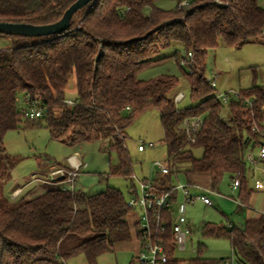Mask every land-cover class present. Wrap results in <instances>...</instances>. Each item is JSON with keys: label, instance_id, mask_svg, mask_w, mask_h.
<instances>
[{"label": "trees", "instance_id": "16d2710c", "mask_svg": "<svg viewBox=\"0 0 264 264\" xmlns=\"http://www.w3.org/2000/svg\"><path fill=\"white\" fill-rule=\"evenodd\" d=\"M75 1L0 0V22L52 24ZM159 1L96 0L78 10L61 34L37 38L0 34L11 39L0 49V264H65L79 255L88 264H98L100 256L133 238L128 197L113 187L88 194L77 187L78 175L71 190L49 180L44 182L47 190L33 198L5 195L4 179L16 167L6 151L5 137L21 129L23 118L30 127L45 123L54 140L69 146L99 142L103 153L117 156V162L110 163L109 177L132 179L127 129L142 114L157 110L169 167V173L152 181L157 191L171 190L172 176L180 171L186 176L209 175L214 191L225 178H239L243 205L238 207L248 206L254 191L248 187L251 166L244 157L248 149L264 142V84L241 90L224 103L216 97L214 78L206 76V69L208 52L220 43L236 49L264 46V7L260 0H187L167 11L157 5ZM175 44L183 52L161 56ZM167 58L190 67L192 105L188 107H179L177 95L170 96L178 85L175 76L138 77ZM72 74L77 98L69 106L66 90ZM21 94L40 100L39 119L25 117L19 108ZM194 117H201L203 126L191 141L184 122ZM195 149H202L200 157ZM45 161L40 162L37 175L72 170L69 164ZM178 165L184 166L178 169ZM136 188L133 182L128 194H136ZM179 195L174 191L171 202H178ZM161 215L166 232L159 236L173 264H222L230 258L205 259L201 248L194 259L177 258L172 212ZM135 232L140 242L137 224ZM201 232L229 239L235 264H264V213L246 219L242 227L204 223Z\"/></svg>", "mask_w": 264, "mask_h": 264}, {"label": "rangeland", "instance_id": "374dc122", "mask_svg": "<svg viewBox=\"0 0 264 264\" xmlns=\"http://www.w3.org/2000/svg\"><path fill=\"white\" fill-rule=\"evenodd\" d=\"M186 3L187 0H160L157 5L170 11ZM260 5L264 7V0H260ZM10 42L11 39L8 36L0 35V49L9 45ZM176 51L183 52L180 44H175L169 50L162 52L161 56H169ZM188 72H190V67L187 62L182 61L181 64H178L175 59L167 58L144 69L138 77L142 80H148L160 75L175 76L178 79V85L170 93V96L175 97L178 93H183L185 97L182 101L177 102V105L185 108L192 105ZM206 76L209 79L214 78L217 92L229 93L231 96L253 85H263L264 46L248 44L241 49H236L220 43L218 48L208 52ZM23 98L24 95L21 94L19 100H23ZM66 98L71 101L77 98L73 74L69 78ZM21 108L24 107L21 106ZM26 124L27 122L23 118L21 129L10 131L5 137L6 151L10 158L16 162L15 169L7 179H4V192L10 199L24 195L26 198H33L45 192L47 185L44 182L34 181L38 177L42 180H49L48 178H50V174L37 175L40 162L46 163L45 160H47L49 164L52 162L67 164L68 158L75 152L82 165L78 170L76 184L78 188L88 194H96L105 191L108 187H113L121 190L129 199L131 195L128 194V190L133 182L138 187V180L153 181L162 177L156 163L168 165L167 148L162 143L164 132L157 110H150L142 114L127 129V148L133 161L135 174L132 179L109 177L110 163L115 164L117 156L115 153H111V155L103 153L100 150L99 142H83L76 146H69L54 140L45 123L34 127L26 126ZM139 145H143V151H139ZM194 154L196 157H200L202 149H195ZM183 166L178 165L177 168L181 169ZM105 176L108 178L104 179ZM225 180L228 183V178ZM171 181L175 186L188 183L186 175L182 171L175 173ZM219 190L222 195H233L225 183ZM191 192L195 193L196 191L192 189ZM237 197L238 195L235 198ZM218 199L216 205L211 207L205 206L200 201H196L195 204L188 207L187 219L190 222L192 232L188 235L186 250L178 252L177 258L194 259L198 256L199 248L202 249V257L205 259L219 260L231 257L230 240L223 237L202 235L201 227L204 223H211L225 225L229 228L227 224L230 222L235 226L242 227L246 220L243 213L245 209L240 211L237 204L222 197ZM133 246L130 242L117 244L114 246V251L99 258L98 264H132L135 256ZM75 259L73 261L81 259L82 264H88L83 255Z\"/></svg>", "mask_w": 264, "mask_h": 264}, {"label": "built area", "instance_id": "2783aa9c", "mask_svg": "<svg viewBox=\"0 0 264 264\" xmlns=\"http://www.w3.org/2000/svg\"><path fill=\"white\" fill-rule=\"evenodd\" d=\"M190 62H192L193 56L189 54ZM212 86H216L215 81L211 80ZM237 94V93H236ZM183 93H178L176 101L179 102L184 98ZM229 93H216V97L224 103H227L230 99ZM19 108L24 112L26 118L30 120H37L42 116L43 109L40 100L32 98L30 94H24L23 100H18ZM69 106L74 104V101H66ZM22 103V105H21ZM24 107V108H21ZM129 109V108H127ZM185 132L191 141H194L193 137L199 132L203 126V119L201 117H194L184 122ZM139 151H143V145H139ZM245 161L248 165L253 167L254 170H259L260 161L264 160V142L259 147L256 153L252 149H248L245 157ZM79 163H74L71 167L72 170L66 171L63 169L54 170L50 173V181L57 180L59 184L63 185V189H74L75 179L78 175ZM156 166L160 169L161 173H169V167L166 164L160 162L156 163ZM264 169V167H262ZM59 179H63L59 181ZM49 180L37 179L40 182H49ZM139 186L136 188V194L131 195L128 199L127 206L133 210H139V218L137 225L142 234L140 241V250L134 256V264H173L170 260L168 250L166 249L163 240L159 234L166 232V223L162 220L161 213L164 211L172 212L173 224L172 232L174 236V242L176 244V253L186 250V244L188 235L191 234L192 229L189 226L187 219L188 206L194 204L196 201L202 202L205 206H214L212 195L215 191L212 189L203 187L199 184L187 183L186 185H176L167 192H158L154 187L152 181H139ZM236 189L240 186L239 178H235L232 184ZM192 189L196 192L192 193ZM256 190H264V185L260 181L255 182ZM174 191H180L182 193V200L172 203L171 195ZM238 205H243L240 200L236 199ZM264 213V212H263ZM232 223H229L231 226ZM155 231V233H154ZM180 264H190L188 261H184ZM222 264H235V259L232 256L226 259Z\"/></svg>", "mask_w": 264, "mask_h": 264}, {"label": "crops", "instance_id": "0c3cea01", "mask_svg": "<svg viewBox=\"0 0 264 264\" xmlns=\"http://www.w3.org/2000/svg\"><path fill=\"white\" fill-rule=\"evenodd\" d=\"M75 90H76V94H77L76 78H75ZM66 99L69 100L68 98H66ZM258 149H259V147L252 148L254 153H256L258 151ZM75 154H76V152H75ZM75 154L71 155L68 158L67 164H69L71 167L74 165V163H79V165H81V160L79 159V156L77 154L76 155ZM262 167H264V160L260 161V163H259V168L260 169L259 170H254L253 167H251L249 169L248 173H247V176H248V187L254 191L252 193L250 199H249L248 206L247 207H243L242 206V209H245V211L243 213L245 215V219H247V220L248 219L249 220L250 219H257L264 212V190H256L255 189V182L256 181H260L264 185V169H262ZM79 169H80V166H79ZM186 179H187L188 183L199 184V185H201L203 187L211 189V180H210L209 175H207V174H190V175L186 176ZM225 179L222 182V184L219 186L218 190H215V192H214L215 194L212 195V199L214 201V205H216V203L219 200L218 198H220V197L225 198V199H227V200H229V201H231V202H233L235 204H237L236 199L240 200L239 196L237 198H235L236 195H239V189H238L239 187L234 189L233 186H232L233 180L228 179V183H226L227 181ZM143 180H138V181H143ZM224 183L227 184V189L231 192V195L233 194L232 196H225V195H222L219 192L220 191L219 189L222 188V186H224ZM179 198H180V200L182 198V193L181 192H180ZM191 205H193V204H191ZM242 209L239 208L240 211H242ZM187 211H188V209H187ZM138 218H139V210L138 209L133 210L131 212V214L129 215V217L127 218L129 226H130L131 231L133 233V238L129 242L134 245L133 246L134 247V255H136L138 253V251L140 250V242L136 238V232H135ZM189 226H190V222H189ZM79 256H81V255H79ZM79 256L71 258L65 264H82L83 261L81 259H79L77 261H73V260H76L75 258H77ZM101 257L102 256H100L99 258H101ZM85 260H86V258H85ZM98 261H99V259H98ZM132 264H133V261H132Z\"/></svg>", "mask_w": 264, "mask_h": 264}, {"label": "water", "instance_id": "95a60500", "mask_svg": "<svg viewBox=\"0 0 264 264\" xmlns=\"http://www.w3.org/2000/svg\"><path fill=\"white\" fill-rule=\"evenodd\" d=\"M96 0H77L63 14L62 18L52 24L33 25L26 23L0 22V34L20 35L26 37H46L66 32L71 25L74 14L94 3Z\"/></svg>", "mask_w": 264, "mask_h": 264}]
</instances>
